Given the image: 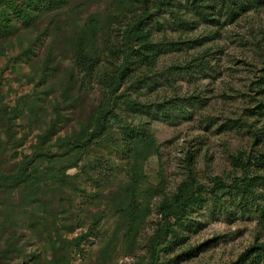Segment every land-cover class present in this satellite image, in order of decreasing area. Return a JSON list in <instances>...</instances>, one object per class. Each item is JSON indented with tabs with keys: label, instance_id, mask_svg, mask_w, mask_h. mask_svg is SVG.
<instances>
[{
	"label": "rangeland",
	"instance_id": "obj_1",
	"mask_svg": "<svg viewBox=\"0 0 264 264\" xmlns=\"http://www.w3.org/2000/svg\"><path fill=\"white\" fill-rule=\"evenodd\" d=\"M38 1L33 25L19 18L25 0L0 4V11L18 15L9 21L0 16V170L28 158L36 137L54 121L44 147L57 136L83 129L99 102L96 80L80 87L72 67L74 31L97 16L94 47L103 60L106 49L121 42L124 23L141 12L140 0ZM159 1L164 0L147 1L148 8L158 9L150 40L202 39V45L162 52L147 79L137 80L135 73L118 91L139 103L193 96L203 99L204 106L167 122L138 118L121 105L122 110H115L119 122L110 124L102 140L82 155L84 170L66 171L67 182L60 186L43 182V201L48 203L18 211L10 226L18 253L10 264H149L147 243L159 223V192L169 196L185 179L187 153L200 185L199 202L188 209L182 226H175L177 236L168 238L155 263L231 264L249 245L264 243V186L256 190L254 202L249 200L238 189L242 170L230 160L241 154L252 161L264 153V117L254 115V102L264 103V86L259 85L264 77V2L233 23L225 24L221 17L217 26L195 24L182 30L173 17L181 0H166L168 6ZM258 1L264 0H241ZM204 53L203 70L189 75L173 71ZM145 122L159 154L138 165V191L146 211L129 232L118 195L128 180L130 161L121 152L118 127ZM258 171L264 174V166ZM214 178L220 181L214 183ZM4 200L0 195V214L8 210ZM10 228L2 231V238ZM196 246L201 247L184 254Z\"/></svg>",
	"mask_w": 264,
	"mask_h": 264
},
{
	"label": "trees",
	"instance_id": "obj_2",
	"mask_svg": "<svg viewBox=\"0 0 264 264\" xmlns=\"http://www.w3.org/2000/svg\"><path fill=\"white\" fill-rule=\"evenodd\" d=\"M2 1L0 0V4ZM147 1L140 0L141 12L124 23L121 42L118 43V46L106 49L103 60L107 62V65H104V61L95 53L97 16H91L82 27L74 31L71 63L76 72L79 86L83 88L85 83L96 80L99 90H101L100 99L89 114L83 129L70 136H57L52 144L44 147V143L50 140L49 136L54 127V121L51 123L50 129L36 137V144L28 158L19 160L7 171L0 170V195L5 199L1 204L8 208L0 214V264H10L12 255L18 253V239L14 237L15 228H10L18 219V211H22L24 205L31 207L48 203V201H43L47 194L45 190H41V185L45 184L43 182L52 181L60 186L67 182L66 171L75 168L79 171L84 170V166L80 165L82 155L102 140L110 124L119 122L115 110L120 109L121 105L125 113H130L138 118H145L147 121L166 120L167 122H171L179 116L186 117L188 109L198 110L204 106L203 99L193 96L139 103L130 99L125 92L118 91L123 83L129 81L135 73L140 75L137 80L147 79L162 52L187 51L200 47L203 42L202 39H190L153 43L149 38L150 28L153 24L154 14L158 9L156 6L153 9L148 8ZM263 2L181 0L173 17L174 22L182 30L192 28L195 24L217 26L221 17L224 18L225 24H230L243 16L249 9L260 6ZM39 4L38 0H25L26 7L19 14V18L24 22L29 21L28 25L35 24L30 19L33 16L32 12L39 9ZM159 4L169 5L166 0L159 1ZM12 12L17 15L16 11ZM15 13H11L12 16H9L11 14L1 10L0 16H8L7 21H9L12 20L10 18L15 17L13 15ZM116 48L118 49L116 50ZM205 56L206 53L191 59L182 66H175L173 71L189 75L193 69L203 70ZM259 85L264 86V77L259 79ZM260 92L264 94L262 87ZM254 110L256 111L254 115L264 117L263 102L255 101ZM147 124V122L140 123L135 127L124 124L118 127L121 136V152L130 161L128 180L118 195L119 206L122 208L121 215L128 225L129 232H132L146 211V207L140 201L138 191L141 183L138 165L148 156H158L159 154L158 145ZM254 138H257L256 135ZM53 148L55 151H50ZM192 160V155L187 153L184 160L187 175L183 181L177 184L173 194L167 196L165 193L159 192V223L147 243L149 264H156L158 252L167 247L168 238L177 236L173 231L175 226H182L188 209L199 202L197 196L200 185L195 180ZM230 160L234 166L242 170L241 179L238 181L239 191L254 202L256 190L264 186V174L258 171L264 166V153L253 156L252 161L248 156L243 157L241 154L230 157ZM95 168L97 171L98 167ZM219 181V178L213 179L214 183ZM92 182L96 187L98 186V181L93 180ZM53 185H49L47 189H52ZM49 192L53 191L49 190ZM16 196L17 200H15ZM49 197L51 198L52 194ZM5 228H10V233L2 238V231ZM200 247L189 249L184 254L189 255ZM231 264H264V243L249 245Z\"/></svg>",
	"mask_w": 264,
	"mask_h": 264
}]
</instances>
